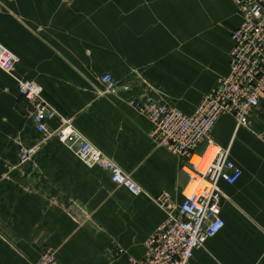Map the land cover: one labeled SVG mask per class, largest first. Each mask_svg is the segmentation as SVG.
I'll use <instances>...</instances> for the list:
<instances>
[{"label": "crops", "instance_id": "0c3cea01", "mask_svg": "<svg viewBox=\"0 0 264 264\" xmlns=\"http://www.w3.org/2000/svg\"><path fill=\"white\" fill-rule=\"evenodd\" d=\"M12 10L33 23L29 33L27 23L20 24L22 18L16 21L12 11L1 14V24L10 32L5 45L20 59L19 78L36 80L44 87V98L57 113L48 123L50 129L60 127L61 119L69 120L151 197L132 195L99 167L74 160L56 136L47 138L38 132L32 116L29 146L41 165L33 176L41 182L29 185L26 195L16 196L26 200V208L12 206L14 214L39 225L44 248L57 251L59 264H130V258L141 259L145 241L166 219L152 197L167 191L180 203L189 180L182 161L152 140L153 123L138 111L136 101L152 93L186 113L194 112L203 96L229 73L231 33L241 22L234 2L221 0L206 19L197 20L202 32L211 30V19L216 20L212 13L225 22L218 32L226 33L228 43H211L209 34L196 37L194 0H133L122 28V88L116 94L101 82L106 73L116 78L113 51L106 52L104 62L96 52L84 57L80 50L73 59L74 70L67 69L62 66L66 58L51 51L60 43L46 45L36 36L33 16L41 11L30 8L23 16ZM114 47L115 43H107L108 49ZM217 51L225 56L222 64ZM212 136L224 147L231 145L232 158L243 175L235 185L221 183L225 226L195 252L192 264H264V98L249 128L236 129L234 118L225 115ZM205 148L203 144L199 151ZM51 161L65 166L49 167ZM117 245L125 252L121 258L116 257Z\"/></svg>", "mask_w": 264, "mask_h": 264}, {"label": "built area", "instance_id": "2783aa9c", "mask_svg": "<svg viewBox=\"0 0 264 264\" xmlns=\"http://www.w3.org/2000/svg\"><path fill=\"white\" fill-rule=\"evenodd\" d=\"M233 1L241 22L231 33L229 73L203 96L194 112L186 113L152 93L136 101L138 111L153 123L152 140L182 161V170L188 184L194 182V191L190 194L184 191L183 200L177 204L167 191L152 197L165 211L166 219L145 241L143 257L133 264H192L195 252L225 226L221 215L225 198L221 183L235 185L243 170L232 158L231 145L224 147L217 143L212 132L225 115L234 118L236 129L249 128L251 116L264 98V0ZM19 61L13 51L0 43V68L15 73ZM101 82L109 93L116 94L122 88L110 73L102 75ZM17 86L33 108L38 132L47 138L56 136L88 167H99L114 184L132 195H149L132 175L82 136L69 120L61 119L60 127L50 129L48 123L57 113L45 100L41 84L18 77ZM203 144L206 148L200 152ZM210 148L214 150L212 159H205ZM30 157L29 152L23 155L24 160ZM36 264L59 262L55 253L47 250Z\"/></svg>", "mask_w": 264, "mask_h": 264}, {"label": "rangeland", "instance_id": "374dc122", "mask_svg": "<svg viewBox=\"0 0 264 264\" xmlns=\"http://www.w3.org/2000/svg\"><path fill=\"white\" fill-rule=\"evenodd\" d=\"M220 1L194 0L196 37L204 33L202 37H206L207 34L211 36V43H228L226 33L218 32L225 22L222 23L216 13L211 14L216 20L211 19L210 31L202 32L197 23L201 16L206 19L208 13L215 11ZM132 3L133 0H0V19L1 14L5 12L10 14L12 11L16 21L22 18L20 24L27 23L30 33L33 21L24 15L30 8L38 9L41 11L39 16H33L34 26L37 28L36 36L40 38V43L46 45L60 43V48L51 47V51L52 54L56 53L66 58L62 66L74 70L73 59L76 54L81 55L80 50L84 57L96 52L100 61L104 62L106 52L113 51L115 81L121 85L123 64L121 43H124L122 28L123 23L129 18L128 11ZM124 7L127 12L124 11ZM13 8L24 17H18ZM2 25L0 21V43L7 47L5 43H8L10 32L5 31V24ZM40 25L43 29L38 28ZM125 42L129 43V39L127 38ZM107 43H115V47L108 49ZM215 54L218 63L222 64L225 56L219 51ZM109 61L111 62L110 59ZM36 72L40 75L42 73L40 69H36ZM18 77L17 71L10 74L0 68V264H36L43 253L52 250L44 248L39 225L32 224L27 217L16 216L15 208H12V206L26 208V200L17 199L16 196L26 195L29 185L41 182L37 176H33V170H38L41 165L33 159L34 148L29 146L33 108L18 92ZM198 91L199 86L196 85V93ZM197 97L196 95L195 98ZM25 152L31 153L29 160H24ZM71 152L75 155L74 160H80L73 151ZM51 162L49 167L65 166L61 161ZM17 200L19 202H16ZM175 203L178 201L175 200ZM32 236L38 238H31ZM115 250L116 257L124 256L125 252L120 245H117ZM52 251L57 258V251L54 249ZM134 261L137 259L130 258V264Z\"/></svg>", "mask_w": 264, "mask_h": 264}, {"label": "bare ground", "instance_id": "6f19581e", "mask_svg": "<svg viewBox=\"0 0 264 264\" xmlns=\"http://www.w3.org/2000/svg\"><path fill=\"white\" fill-rule=\"evenodd\" d=\"M213 148H210L208 152L206 153L205 159H212L213 156ZM198 160V157H196V161ZM194 191V182H191L188 184L187 188L185 189L186 194H190Z\"/></svg>", "mask_w": 264, "mask_h": 264}]
</instances>
